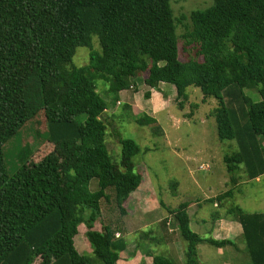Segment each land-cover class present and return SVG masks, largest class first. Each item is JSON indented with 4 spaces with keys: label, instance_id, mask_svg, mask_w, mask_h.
Segmentation results:
<instances>
[{
    "label": "trees",
    "instance_id": "obj_1",
    "mask_svg": "<svg viewBox=\"0 0 264 264\" xmlns=\"http://www.w3.org/2000/svg\"><path fill=\"white\" fill-rule=\"evenodd\" d=\"M182 20H175L170 0H0V264H116L125 250L126 240L110 225L97 232L93 224L109 189L120 216L126 214L130 194L143 183L133 163L140 149L119 138L120 163L110 160L104 144L109 108L96 81L108 85L110 107L121 92L135 89L137 77L150 91L171 86L183 100L187 88L198 89L203 103L217 101L211 114L217 139L237 147L222 159L229 183L264 175V0H213L192 11L184 38L200 61L178 59L176 22ZM77 48L89 50L83 67L72 64ZM245 90L261 100L253 102ZM40 112L53 150L9 176L4 147ZM131 119L141 127L154 122ZM231 193L207 202L223 207ZM189 204L167 209L159 203L184 245L183 264H200L198 245L226 243L190 230ZM224 216L240 224L250 264H264V214L229 205ZM81 224L89 254L74 246ZM151 257L152 264H174Z\"/></svg>",
    "mask_w": 264,
    "mask_h": 264
},
{
    "label": "rangeland",
    "instance_id": "obj_2",
    "mask_svg": "<svg viewBox=\"0 0 264 264\" xmlns=\"http://www.w3.org/2000/svg\"><path fill=\"white\" fill-rule=\"evenodd\" d=\"M212 1L170 0L175 20L185 17L181 23L176 22L180 62L201 60L195 56L192 47H187L184 26L190 25L189 15L192 11L205 10L211 6ZM92 44L93 48L99 51L96 37L92 39ZM88 62L89 50L77 48L72 64L75 67H83ZM137 79L139 84H136L135 89L125 92L123 100L140 112L137 115L131 110L122 109L121 101L115 107H110V98L105 94L108 85L101 80L96 81L97 91L102 100L108 103L109 108L104 115L107 124L104 144L112 163L118 165L121 160L119 138L130 139L140 149V153L133 158L134 170L141 174L144 186H152L150 191L153 190L155 203L162 202L167 209H175L184 202H202L198 218L208 220L210 214L215 212L220 214L218 210L221 206L213 208V204L207 202L210 199L207 201L204 199L213 194L217 197L232 192L231 197L221 204L223 215L229 205L238 206L246 213H264V185H260V188H250V185L251 187L254 185H244V181H247L245 179H241L237 186L229 183L222 159L224 155L235 152L237 147L234 141L220 142L217 139L216 123L211 116L217 108V101L208 99L203 103L200 91L192 87L186 89L185 100L176 98L175 91L170 87L172 92L167 85H164L159 93L154 92L151 99H146L145 95L149 92V88L142 84L141 77ZM244 94L253 102L261 100L260 95L254 90H245ZM132 116L137 118L145 116L153 119L154 122L141 127L131 119ZM46 139L45 118L40 112L5 145L3 156L8 175L12 176L17 170L25 169L31 162H36L50 153L53 146L47 143ZM196 153L200 155L193 157ZM172 154H181V163L176 162ZM190 157L196 158L191 164L193 171L191 173L186 170L187 166L183 161ZM97 189V180L90 181V192H95ZM106 193L109 195V200L100 203V215L93 224L94 231L100 230L103 225L115 227L121 218L112 200L113 190L109 189ZM216 204L219 206L218 203ZM158 212L164 217L168 216L166 209L162 207ZM86 232L87 229L83 224L78 226L74 245L80 254L91 252ZM135 236L142 241L144 234L130 235L128 241H133ZM210 249L215 252L214 248L210 247ZM35 264H38V261Z\"/></svg>",
    "mask_w": 264,
    "mask_h": 264
},
{
    "label": "crops",
    "instance_id": "obj_3",
    "mask_svg": "<svg viewBox=\"0 0 264 264\" xmlns=\"http://www.w3.org/2000/svg\"><path fill=\"white\" fill-rule=\"evenodd\" d=\"M137 78L135 79V84H139V79ZM141 79L143 82L142 84H144V77H141ZM144 86L146 87L145 84ZM163 86L164 84H160L158 89L154 91H150L149 89V96L151 97L154 92L159 93ZM168 87L171 90L172 87ZM172 90L174 91L173 88ZM125 92L128 91H123L119 94L118 102L120 103L121 101L123 104L130 106L131 104L129 102L123 101ZM150 97L149 99H151ZM172 155L176 162L180 161L181 163V154ZM199 155L200 153L198 155L196 153L193 157ZM195 160L196 158L192 157L183 160L184 164L187 166L186 170H189V173L193 172L191 170V164L194 163ZM244 183L242 184L247 186L250 184L254 185L253 187L250 185V188H260V185H264V175L253 181H244ZM150 189H152V186H144V184L141 183V185L130 194L125 204V208L127 209L126 214L122 217L120 216L121 218L117 226L112 227L116 232V238H123L126 240V248L119 254V259L116 264H152L151 256L154 255L164 256L174 264H183L184 262L183 245L179 239L177 229L173 226L172 217L170 215L164 217L158 212L160 206L158 203H155L156 199L154 200L153 190L150 191ZM214 197H216L215 194L205 198L204 201L213 199ZM200 203L197 201L190 202L187 208L186 212L189 218L190 230L204 240L210 239L215 242L226 243L221 247H215L208 243L198 245L197 254L200 264H250L249 256L246 253L245 244L242 240V228L240 224L225 217L221 213V208L218 210L220 214L217 212L212 213L208 216V220L198 218L199 211L203 205ZM212 206L213 208L220 207L217 206L216 203ZM213 214H218V219L213 220ZM124 217L127 218L124 219ZM101 228L95 231L100 232ZM138 233L146 234L143 236V239L141 238L142 241L137 239L136 236L133 241H128V236ZM210 247L214 248L215 252H213Z\"/></svg>",
    "mask_w": 264,
    "mask_h": 264
},
{
    "label": "built area",
    "instance_id": "obj_4",
    "mask_svg": "<svg viewBox=\"0 0 264 264\" xmlns=\"http://www.w3.org/2000/svg\"><path fill=\"white\" fill-rule=\"evenodd\" d=\"M117 104H119V103H117Z\"/></svg>",
    "mask_w": 264,
    "mask_h": 264
}]
</instances>
